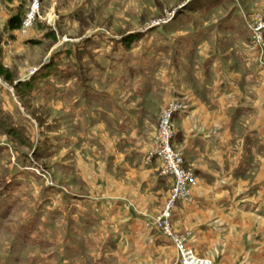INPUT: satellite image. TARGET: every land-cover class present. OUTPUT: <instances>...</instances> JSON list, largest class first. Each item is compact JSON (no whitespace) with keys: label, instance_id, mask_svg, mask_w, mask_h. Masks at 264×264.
<instances>
[{"label":"rangeland","instance_id":"obj_1","mask_svg":"<svg viewBox=\"0 0 264 264\" xmlns=\"http://www.w3.org/2000/svg\"><path fill=\"white\" fill-rule=\"evenodd\" d=\"M208 1L215 0H0V64L12 78L7 81L0 76V264H30L34 255L48 259L50 264L64 260L60 244L19 250L13 243L24 234L25 238L37 234L36 239L49 235L48 226L53 221L50 212L58 213L53 221L54 227H58L53 238L63 237L61 210L67 206V196L79 202L77 207L71 206L72 210H77L82 200L92 201L89 197L110 203L111 209L113 201H120L123 208L118 217L114 215L115 224L134 217L142 219L148 232L140 234L141 244L130 243V253L123 256L121 252L112 254L105 249V257H109L106 264H184L182 246L156 248L152 255L142 252L154 231L161 233L166 226L174 239L184 242L189 241L192 229L165 217L164 204L172 183L161 205H156L155 200H160L163 193L152 192L138 172V166L145 164L149 154L160 145L163 112L171 102L178 101L166 98L160 91L144 103L133 102V97L113 84L118 69L111 67L119 66L112 61L129 56L125 51L131 56L136 53L133 57L139 58L142 49L154 50L168 40L175 45L178 35L196 29L205 31L208 24L233 10L243 18L249 31L247 40L232 43L233 66L238 72L243 69L238 52L244 50L253 53L254 60L264 69V27L257 31L262 34L259 43L253 36V30L264 25V0H224L210 11L201 7ZM16 13L22 16L23 26L10 31L6 23ZM132 36L138 37L131 41ZM212 37L207 41L209 46L198 47L202 57L208 54L206 48L215 45ZM124 40L129 43L127 48L121 44ZM116 48L124 52L119 53ZM77 50L82 52L77 55L78 60ZM51 63L58 65V73L54 75L50 71ZM97 65L102 66L103 73L100 68L95 69ZM78 67L83 72L81 77L73 74ZM93 70L102 74L97 80H92ZM47 73L31 95L23 96V91L16 87L20 81ZM108 74L115 81H107L106 78H111ZM258 76L256 84L248 90L262 96L259 93L264 74ZM184 78L185 82L189 81ZM83 82L113 93L127 107L145 105L146 116L142 121L138 119L139 129L131 134L138 139L134 145L124 141L130 136L127 130L120 134L105 121H100L99 127L87 126L86 109L97 112L95 104L86 105L81 97L85 93ZM172 117L171 129L175 132ZM169 145L175 153L181 151L173 144V138ZM121 165H126L128 171ZM181 166L192 172L194 180L192 166L185 161ZM85 208L93 209L89 205ZM227 211H222V215L226 216ZM248 221L247 228L237 231L244 239L252 240L261 227L256 226L259 221ZM22 222L33 224L35 231L25 227L23 233H17ZM169 243L172 244L170 239ZM218 243L219 247L216 245L210 252L206 249L197 253L191 248L192 253L210 264H237L234 257L229 262L223 261L222 250L230 247ZM97 250L93 248L80 255L65 253L64 264H93ZM13 256L20 258L14 260Z\"/></svg>","mask_w":264,"mask_h":264},{"label":"crops","instance_id":"obj_2","mask_svg":"<svg viewBox=\"0 0 264 264\" xmlns=\"http://www.w3.org/2000/svg\"><path fill=\"white\" fill-rule=\"evenodd\" d=\"M212 36L215 45L206 48L208 54L202 57L198 47L201 44L207 46ZM248 37L243 18L233 11L208 24L205 31L196 29L190 34L178 35L175 45L168 40L154 50L151 47L142 49L139 58L133 57L136 53L131 56L125 51L129 56H124V62L112 61L113 65L119 66L111 67V70L118 69L113 84L121 89L120 92L133 97V102L144 103L161 91L166 98L177 100L181 105L172 117L176 127L173 144L183 152L185 163L192 166L195 179L191 184V201L177 202L172 219L183 228L192 229L188 245L200 253L206 249L210 252L221 242L234 249L222 250L224 262L234 257L237 264H264V85L259 93L262 96L248 90L258 81V74H264V69L254 60L253 53L244 50L238 52L243 69L238 72L233 66L232 43L243 42ZM116 50L123 51L122 48ZM98 68L103 73L102 66L95 67ZM92 75V80H97L102 74L93 70ZM106 80L115 81L113 76ZM84 90L82 99L86 105L95 104L97 112L90 113L86 109L87 126L97 124L95 127H99V122L105 121L120 134L127 130L130 136L124 141L134 145L138 139L131 134L139 129L138 119L142 121L146 116L145 105L127 107L113 93L98 87L86 85ZM121 166L128 171L126 165ZM159 166L160 161L156 158L138 166L144 185L152 192L163 193L160 200H155L158 201L156 205H161L172 183L171 178L158 175ZM89 198L92 201L82 200L80 207L72 210L71 206L77 207L79 202H73L74 197H66L67 206L61 210L63 237L53 238L58 229L53 221L58 213L50 212L53 221L48 226L49 235L36 239L37 234L33 238H25L24 234L13 246L21 250L60 244L64 255H80L97 248L93 264H106L109 257H105V249L112 254L121 252L123 256L130 253V243L141 244L140 234L148 232L142 219L134 217L115 224L117 218L114 215H120L122 203L113 201L111 209L108 208L110 203ZM88 205L93 209L85 208ZM226 210L227 215H222ZM249 219L259 221L256 226L261 227L252 240L244 239L237 231L247 228ZM25 227L35 231L33 224L22 222L17 233H23ZM149 238L142 248L144 254L152 255L153 249L173 246L168 238L156 231L150 233ZM64 255L59 264L67 263ZM18 258L13 256L14 260ZM30 264L50 262L34 255L30 257Z\"/></svg>","mask_w":264,"mask_h":264},{"label":"built area","instance_id":"obj_3","mask_svg":"<svg viewBox=\"0 0 264 264\" xmlns=\"http://www.w3.org/2000/svg\"><path fill=\"white\" fill-rule=\"evenodd\" d=\"M263 27L264 25H260L256 30H253V36L255 41L258 43L262 40V34L257 31L263 29ZM180 108V103L171 102V104H169L167 109L163 112L158 135L160 145L149 154L146 161V163H148L152 159H158L160 161L158 175L161 177H169L172 180L170 194L164 204V210L166 211L165 217L167 221L173 217V212L177 202H190L192 199L191 184L193 182V174L192 172L183 169L181 166L184 161L183 152L179 151L175 153L169 145L170 140L174 137V131L171 129V117L174 112L178 111ZM161 234L169 238L174 246H182L181 254L184 264H210L207 260L198 259L192 253V249L188 245L187 241L182 242L174 239V236L171 234L170 230L166 228V226L165 230L161 231Z\"/></svg>","mask_w":264,"mask_h":264},{"label":"trees","instance_id":"obj_4","mask_svg":"<svg viewBox=\"0 0 264 264\" xmlns=\"http://www.w3.org/2000/svg\"><path fill=\"white\" fill-rule=\"evenodd\" d=\"M209 2V1H208ZM206 2V3H203L201 7L204 8V10H213L215 8H217L220 4H222V2H224V0H215L214 2ZM208 3V4H207ZM233 10H231L230 12L228 13H231ZM182 15V14H181ZM184 15V14H183ZM185 17H189V16H185ZM190 19H192L191 17H189ZM22 16L18 13L12 15V16H9L8 20H7V28L10 30V31H13V30H19L21 29L22 27ZM138 36H132V40H135ZM128 41H121V44L123 46H125L126 48L128 47L129 43H127ZM82 54V52H80V50H77V54L75 55L76 59L78 60L77 58V55H80ZM57 64L55 63H51V70L53 72V75L58 73V70H57ZM49 71V72H50ZM62 73V72H61ZM81 73L82 72V69H80V67H78L77 69L74 70L73 74L75 75H78L79 77H81ZM48 73L47 74H42L40 75L39 77H34V78H29L27 81H20L16 84V87L19 91H23V96H28V95H31L33 90L37 87V84L39 82L40 79H43L44 77H47ZM0 76H2L5 80L7 81H12V78L9 76L7 70H5L1 64H0ZM59 77H61V74L58 75ZM85 82H83V88L86 89V84H84Z\"/></svg>","mask_w":264,"mask_h":264}]
</instances>
